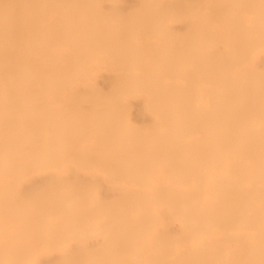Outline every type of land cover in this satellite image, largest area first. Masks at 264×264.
I'll return each instance as SVG.
<instances>
[{
  "label": "bare ground",
  "instance_id": "obj_1",
  "mask_svg": "<svg viewBox=\"0 0 264 264\" xmlns=\"http://www.w3.org/2000/svg\"><path fill=\"white\" fill-rule=\"evenodd\" d=\"M68 1L0 0V264H264V0Z\"/></svg>",
  "mask_w": 264,
  "mask_h": 264
},
{
  "label": "rangeland",
  "instance_id": "obj_2",
  "mask_svg": "<svg viewBox=\"0 0 264 264\" xmlns=\"http://www.w3.org/2000/svg\"><path fill=\"white\" fill-rule=\"evenodd\" d=\"M47 1L49 2V0H34L33 4L36 3L37 6H38V8H40L39 6H41V7H42V6H45V3H46V5H47V4H48V5H52V4H55L57 1H59V3H60V2H62V1H64V0H62V1H60V0H56V2H54L55 0H52V1L50 0L51 3H50V2L48 3ZM87 1H88V2H87ZM87 1L85 0V1L83 2V6H81L80 8H78V10H79L80 13H78V10H76V13H78L79 15H81V13H82V14L87 13V12H84L85 10H86V11L88 10V13H89L92 9L95 10V9H96V8H95L96 6H99V5H100V6H103V7H104V4H106V5H105V8H103V7L101 8L100 6H99V7H100L101 9H103V10H107V8L110 6V7L108 8V10H107V11H109L110 8H112L113 6L116 5V3L114 2L115 0H110V1H109V0H102V1H104V2H103L102 4L100 3V4H98V5H97V3L102 2L101 0H93V2H92V0H87ZM96 1H97V3H96ZM105 1H106V2H105ZM107 1H108V2H107ZM112 1L114 2L115 5L112 3ZM136 1H138L137 4H136V3H135V4H132V2H136ZM165 1H166V5H169V2H171L170 0H169V1H168V0H165ZM167 1H168V2H167ZM185 1H187V0H185ZM38 2H39V3H38ZM64 2H65L64 4H63V2H62V4L60 3V4H61L60 7L58 6L59 8H61V12H62V13H60V14H64V13H65V12H63L62 9H64V11H65V10H66V9H65V8H66L65 6H67V5L70 3L68 0H65ZM66 2H68V3H66ZM86 2H87L88 4H87ZM89 2L91 3V5H90ZM139 2L141 3V0H140V1H139V0H123V3H124V4H123V3L121 4V8H123V7H125V8H124L123 10H122V9L120 10V12H121V11H123V12H121V13L119 12V13H120V16H119L120 18H119V20H118L117 18H110V19H108L110 25L112 26V24H111V23H112V22H111V19H112V21H113V20H114V21L116 20V21H119V22H121L120 20L124 19V21H122V23H121V24H123V25H124V24H127L126 26L124 25V26H125L124 29H122L123 27H121V26H123V25L118 26V28H117V27H116V28H117L118 30L121 29L122 31H130V30L134 29V27H135V26L133 27L132 24H134L136 18H137V19H136L137 22H135V23H140L141 21L143 22V20L147 19L148 17H149V19H151L152 21H155V19H152V18L149 16V14L146 13V11L143 12V11H141L140 9H138V10H137V8L135 9V6H136V7H137V6H140V3H139ZM188 2H189V3H188ZM85 3H86V4H85ZM92 3H93V4H92ZM130 3H131V4H130ZM125 4H126L127 6H125ZM187 4H188V5H187ZM4 5H5V4H4ZM4 5H2V6H4ZM84 5H85V6H84ZM87 5H89V6L87 7ZM186 5H187V7H190L192 4H191V2L188 0V1L186 2V4L184 3V4L182 5V7L184 8V6H186ZM2 6H1V9H2ZM58 7H57L56 4L53 6L54 9H53V12H52V17H51V19H56L57 16L60 15V14H59V15L56 14V13H59V12H60V9H59V12H58V10H57ZM63 7H65V8H63ZM89 7H90V8H89ZM99 7H98V8H99ZM106 7H107V8H106ZM128 7H129L130 9H129ZM133 7H134V8H133ZM88 8H89V9H88ZM91 8H92V9H91ZM127 8H128L129 10H128ZM131 8H133L132 10H134V11L136 10V12H133V11L131 10ZM138 8H139V7H138ZM140 8H141V7H140ZM190 8H191V7H190ZM3 9L6 10V5L4 6ZM3 9H2V11H3ZM83 9H84V10H83ZM90 9H91V10H90ZM126 9H127L128 11H126ZM141 9H142V8H141ZM93 10H92V11H93ZM110 10H111V9H110ZM130 10H131V12H133L132 14H131ZM139 10H140V14H141V15L137 12V11H139ZM142 10H143V9H142ZM182 10H186V11H187L188 9H186V7H185V8L182 9ZM125 11H126V12H125ZM188 11H189V10H188ZM188 11H187V12H188ZM54 12H55V14L57 15L56 18H55V14H54ZM127 12H128V14H127ZM129 12H130V13H129ZM181 12H182V17H183V18L187 17L188 20H190V19H189V18H190V15H189V17L187 16L188 13H186L185 11H181ZM91 13H93V14H92V16H88L89 18H88V17H86V18L83 17V18H81V19H78V20L81 21V22H80V24H79L78 26H76V28H75V27L73 28V29H75V30H73V32L75 33V32L84 31V30H88V29H94V30H99V31H101V36H102V37H103V36L106 37L107 34H106V35L104 34V33L106 32L105 29H108V28H109V29H108V31H109V30H111V29H114L115 27H113V28L110 29V27H108L109 25H107V26H105V27H92L91 25H88L90 22L95 21V20H98V19L96 18L97 16H96L95 14H99V12H97V13H96V12H91ZM94 13H95V14H94ZM123 13H125V15L127 14L129 17H130V14H131L132 17L127 18L128 16L126 17L125 15H123ZM136 13H138V14L136 15V16H138V17H136V16L134 15V14H136ZM144 14H145V15H144ZM147 15H148V17L145 18ZM94 16H95V17H94ZM122 16H125V17H122ZM141 16H143V17H141ZM133 17H135V18L133 19ZM92 18H93V19H92ZM121 18H122V19H121ZM83 19H84V20L86 19V20L84 21ZM90 19H91V20H90ZM131 19H132V20H131ZM127 20H128V21L130 20V22H128ZM138 20H139V22H138ZM185 20H187V19L185 18ZM114 21H113V22H114ZM126 21H127L128 23H127ZM155 25H156V24H155ZM169 25H170V28H172V27H173V28H176V27H177V29H175V30L171 29V31H172V35H173V37H174L173 40H172V43L176 44V46H177V45H178V46H182V45H183V43H182V42L180 43V41L177 39L178 36H179V37H183V36H186V35H188V34H189V36H193L191 33H188V30H189L188 25L190 26V24L187 25V24L175 23V25H174L173 23H170ZM171 25H172V26H171ZM185 25H187V26H185ZM90 26H91V27H90ZM131 26H132L133 28H132ZM156 26H157V25H156ZM106 27H107V28H106ZM183 27H184L185 30L183 29ZM185 27H187V28H185ZM96 28H97V29H96ZM135 28L138 29V28H140V27H135ZM178 28H180V30L182 29V31H184V33L187 31V34H186V33H185V34H182V33H183L182 31H181V33H180V30H179ZM140 29H141V28H140ZM187 29H188V30H187ZM121 30H120V31H121ZM176 30H178V31H176ZM189 31H190V30H189ZM102 32H104V33H102ZM106 33H107V32H106ZM179 34H180V35H179ZM153 35L156 36V34L152 33L150 36H151V38H153V39H148V41H145V43L148 44V43H149V40H151V44L154 43V42H155V40H154L155 37H152ZM174 35L177 36V37H175ZM125 36L127 37V35H125ZM125 36H124V37H125ZM63 38H65V37H63ZM67 38H69V37H67ZM128 38H129V37H128ZM124 39H125V40L121 41V43L118 42L116 45H117V46H121V45L124 46V44H125V46H126L127 44H129L127 38H124ZM126 40H127V41H126ZM152 40H153V41H152ZM175 42H176V43H175ZM113 43L115 44V42H112V45H113ZM122 43H123V44H122ZM126 43H127V44H126ZM179 43H180V45H179ZM118 44H119V45H118ZM131 54H133V53H132V52H129V53L127 54V56L129 55L128 58L126 57L128 60H132V59H133V56H134V55L132 56ZM130 55H131V56H130ZM71 61H72V60H71ZM108 77H109V78H108ZM105 78H106V79H105ZM111 78H112V75L109 74L108 72L103 73V74L100 76L99 80H98V81H100V84H99L100 87H103V88H106V89L109 88V87H111V85L109 84L110 82H108V81H111V80H110ZM103 81H104V82H103ZM105 82H106V83H105ZM84 89H85V88L83 87L82 90L84 91ZM129 101H130L133 105H132ZM128 102L130 103L129 110L131 111V112H130L131 120H132L133 122L135 121V122H134L135 124H136V123H137V124L139 123V125H145V126H146V125H149V123H151L150 121H152V119L149 120V116H148V115H142V113H141V114L139 113V112H140L139 110H143V107H142L143 104H142L141 99H140V98H139V99H138V98H137V99H136V98H135V99H131V98H130V99L128 100ZM84 107H86V108H85L86 112H89V110L91 109V106H89L88 104H85ZM131 108H132V109H131ZM137 108H139L138 111H137ZM141 108H142V109H141ZM136 111H137L138 115L135 114ZM141 112H142V111H141ZM139 116H142V117H139ZM147 117H148V118H147ZM141 118H142V119L145 118V119H144L145 122L142 121ZM148 120H149V121H148ZM141 121H142V122H141ZM140 122H141V123H140ZM143 122H144V123H143Z\"/></svg>",
  "mask_w": 264,
  "mask_h": 264
}]
</instances>
